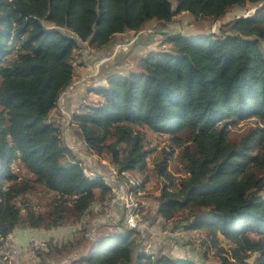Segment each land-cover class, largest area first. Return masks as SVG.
Instances as JSON below:
<instances>
[{
	"label": "trees",
	"instance_id": "16d2710c",
	"mask_svg": "<svg viewBox=\"0 0 264 264\" xmlns=\"http://www.w3.org/2000/svg\"><path fill=\"white\" fill-rule=\"evenodd\" d=\"M248 4L253 13L217 32L166 34L164 49L142 56L137 69L100 72L105 83L88 88L71 125L88 154L109 159L118 177L141 175L143 189L151 178L162 181L156 216L172 221V232L208 229L213 245L223 237L231 246L221 264H264V0H0L2 238L74 225L98 200L112 199L114 186L66 144L53 118L78 73L76 52L77 61L89 53L83 44L99 51L151 21L169 24L183 12L220 20ZM247 120L254 125L230 138L231 127ZM147 131L183 147L185 177L170 168L174 152L147 148ZM37 185L65 201L44 210L17 204ZM118 207L106 224L115 228L71 264H198L156 252L147 226L125 227ZM79 232L85 238L83 226L72 233Z\"/></svg>",
	"mask_w": 264,
	"mask_h": 264
},
{
	"label": "rangeland",
	"instance_id": "374dc122",
	"mask_svg": "<svg viewBox=\"0 0 264 264\" xmlns=\"http://www.w3.org/2000/svg\"><path fill=\"white\" fill-rule=\"evenodd\" d=\"M254 11L255 7L252 4H248L244 7H235L220 20L206 18L196 20L188 13H178L175 15L173 22L169 24L151 21L142 30L128 31L123 34L116 35L113 44L107 49L98 51L89 47L88 43H85L83 45L88 49L87 52L89 53L84 54L79 59L80 61H77L79 54L77 53L78 51L75 54L76 61L74 64H77L78 66V73L73 85L61 97L58 108L53 112V118L60 121L63 139L66 144L77 152V154L84 159L87 164L93 166L98 173H102L106 177L108 183L109 180L113 178L116 182H119L123 186L122 192L116 189L117 191H113L114 194L111 198H113L114 195L118 196V191L121 194L132 193L134 196L133 202L135 204H139L144 208L146 206V212L141 214L140 217L138 216V221L141 226L143 224L147 226L148 239L152 242V245L154 246L153 249L156 252L164 250L166 253L175 257L191 258L198 264H221L222 256L229 254L231 246L223 237L220 239L222 240L221 243L217 241L218 243L213 245V235L211 238L208 229H199L197 232H192L193 236L190 235L189 237H187L188 234L182 235L181 233L172 232V225L174 223L172 221H164L156 216V196L162 189V181L151 178L150 182L145 185L144 189L142 187L140 188L143 184V176L125 172L123 173V177H118L116 174L117 171L112 166L109 159L105 156L99 157L97 155H89L78 132L75 127H72L71 125L72 111L78 106L79 101L82 99L90 86H95L98 83H105V81L100 80V72H102V76L104 77L106 73L116 71L127 72L130 69H137L139 66L138 60L142 56H145L150 51L164 49L162 44L166 34H184L187 36L211 34L215 31H219L222 24L227 23L236 17L247 16ZM79 52L80 54H83L85 51L83 49H79ZM79 62H83L82 64H85V66L80 68ZM63 114L66 115L65 118H63ZM252 125H254L252 120H247L243 121L238 126L231 127L230 138L239 140ZM147 148L156 149L157 152H161V150L164 149L174 152L176 155L171 161L170 168L177 179L186 176L183 171L184 166L179 158V154L183 147L176 146L170 136L159 135L147 131ZM148 161H150V159ZM66 200L68 203L72 202V198H67ZM56 201L64 202L65 200H57L56 195L49 193L42 186L38 185L26 196H21L16 200L17 204L20 205L24 202H30L34 204L37 210L48 209L53 206ZM98 201L103 202L101 200ZM105 202H111V199L109 201L106 200ZM117 207L121 216H124L123 214L127 211L125 203L121 200L116 203L113 208V214L110 219L113 218ZM87 214L88 218L85 220L83 217L85 223L83 224L82 222V225L87 232L94 235L95 238H98L115 228L114 226L112 227L106 225L111 222L110 220H101L106 215L105 210H89ZM120 214L117 215V218H120ZM176 216L180 218L182 217V214L179 212ZM81 221L82 220L74 224L78 226L76 231L81 228ZM74 225L68 226H70L69 228H72ZM185 237L186 239H184ZM176 238H183L186 244L183 245V242H180V240H177ZM66 251L69 252V250ZM50 252L51 253L46 255H50V258H53L52 260H55V258L57 260V257H54L56 254H53L54 249L51 248ZM42 253L45 254V252ZM257 258L258 255L252 254V256L248 258V261L253 262ZM47 259L48 258L45 259L44 264L47 263Z\"/></svg>",
	"mask_w": 264,
	"mask_h": 264
},
{
	"label": "crops",
	"instance_id": "0c3cea01",
	"mask_svg": "<svg viewBox=\"0 0 264 264\" xmlns=\"http://www.w3.org/2000/svg\"><path fill=\"white\" fill-rule=\"evenodd\" d=\"M81 68H83V67H81ZM86 95H87V91L84 94V96H86ZM81 101H82V99L79 101V104L81 103ZM79 104H78V106H79ZM73 111H72V113H73ZM65 117H66V115L63 114V118H65ZM108 184L111 186H114L113 187L114 191L120 190L119 188H116L117 184H119V182L114 181L113 178H111V180H109ZM121 191H122V189H121ZM84 218L86 220L88 218V216H86ZM85 220L83 219L81 221V227L83 226L82 222L84 224ZM69 227L70 226H64V227H60L57 229H50V230L28 229V228L15 230L9 236V238L11 239L13 244L24 247L25 253L21 257L19 262L16 261L13 263L0 257V264H31V263H33V264H44L46 258H48L46 264H67V263L71 264V262L76 260L83 252H89V250H90V244L89 243L93 244L94 240H96V238L94 235H92L91 233H88V232L85 234V238H83V232H79V233L74 234V233H72V231L70 230ZM80 230H81V228H80ZM31 238H36L39 241H45L47 243L51 242L52 245H48L49 248L47 250L45 248V251H44L45 254L40 252L36 256V254L33 253V250L29 246V241ZM71 243H73V244H71ZM51 247H52V249H54L53 254H56L54 257H57V260H56V258H55V260H52L53 258H50V255L49 256L46 255L48 253H51L50 252ZM66 250H69V252H67Z\"/></svg>",
	"mask_w": 264,
	"mask_h": 264
},
{
	"label": "built area",
	"instance_id": "2783aa9c",
	"mask_svg": "<svg viewBox=\"0 0 264 264\" xmlns=\"http://www.w3.org/2000/svg\"><path fill=\"white\" fill-rule=\"evenodd\" d=\"M118 191V196L116 198L111 199V208H104V203L98 202V204L92 209V210H105L106 215L101 220H110L112 214H113V208L115 207L116 203L119 201H123L126 205V213H125V220H124V226L127 228H142L143 225L139 224L138 216L140 217L141 214L146 212V206L145 208L142 207L139 204L133 203L131 198H128L125 194H121ZM76 225H74L70 230L76 231L77 230ZM29 246L33 250L34 248H43L45 249L47 247V242L45 241H39L36 238H31L29 241ZM25 253V248L15 245V244H5L2 242L1 234H0V257L7 260V257H15V259H18V262L20 261L21 257ZM33 264V263H31Z\"/></svg>",
	"mask_w": 264,
	"mask_h": 264
},
{
	"label": "bare ground",
	"instance_id": "6f19581e",
	"mask_svg": "<svg viewBox=\"0 0 264 264\" xmlns=\"http://www.w3.org/2000/svg\"><path fill=\"white\" fill-rule=\"evenodd\" d=\"M126 196H128V198H131L132 199V201L134 200V196L133 195H131V194H125ZM114 198H116V196L114 197ZM134 203V202H133ZM98 204V203H97ZM96 204V205H97ZM96 205H94L93 206V208L96 206ZM104 208H111V202H108V203H105L104 204ZM1 239H2V242H4L5 244H13L12 243V241H11V239L8 237V238H6V239H4V238H2V236H1ZM7 260L8 261H10V262H16V261H18V259H15V257H7Z\"/></svg>",
	"mask_w": 264,
	"mask_h": 264
}]
</instances>
